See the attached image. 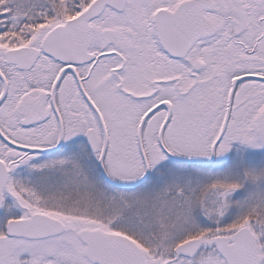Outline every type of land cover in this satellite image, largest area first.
<instances>
[{"label":"rangeland","instance_id":"1","mask_svg":"<svg viewBox=\"0 0 264 264\" xmlns=\"http://www.w3.org/2000/svg\"><path fill=\"white\" fill-rule=\"evenodd\" d=\"M88 1L79 0L76 6L74 0H0V28L16 26L28 15L43 13L35 17L41 21L45 20L42 30H47L59 21L71 17L78 10L77 7H84ZM139 1L130 0L127 11L119 15H103L97 26L104 25L108 19L124 25L126 20L122 19L123 16L134 17L139 20L137 23H140L148 10H156L164 5L172 8L179 0ZM224 2L225 8L227 3L225 0ZM228 3L229 8L225 10L227 18L242 19L245 6L250 9L247 12L249 27L242 24L248 28L245 33L253 32L250 28H259V23L262 22L259 17L264 14V0H229ZM104 17L107 19L103 20ZM150 44L145 39L143 47L148 53ZM231 47L230 43L224 41L217 43L215 47H208V53H214L211 57L214 59L212 69L215 76L208 77L206 89L209 94L213 91L219 96L217 103L223 102L227 78L235 71V67H232L233 58L229 55ZM262 47L264 48V44ZM235 54H238V51ZM263 57L262 52L248 65H259ZM248 70L259 72L252 66L248 67ZM97 79L100 80L97 82L100 85L95 91L101 89L102 95H108L110 89L106 74L98 71ZM234 104V122L219 144L217 163L210 169H194L165 158L157 151L156 142H146L144 145L152 162L151 177L142 187L126 192L101 183L96 185L92 174L80 175L82 169H72L69 167V159L64 158L61 165L49 168H63L59 173L32 174V182L46 185L43 188L46 195L44 201L35 205L44 210L68 213L66 216H60L48 212L67 221L71 229H74L72 232L82 226L103 227L101 223L113 231L132 229L130 232L140 237L138 239L153 264H161L173 257L175 242L191 233H197L201 242H207L215 235L229 237L240 225L258 228L261 235L259 240H262L259 252L264 259V153L257 149L262 146L253 133L256 114L264 104V82L241 81ZM178 109L180 110L177 113L181 114V119L178 121L175 118L168 125L165 133L167 144L180 156L189 157L192 154L206 157L210 141L206 137V126L196 121L195 116L199 113L194 115L195 111H192L194 120L186 126L183 117L186 109L183 103H179ZM106 112L111 115V111ZM159 125L160 120L151 128V132L155 131L156 134ZM131 126L128 127L129 131L136 128V125ZM117 145H121L118 153L109 158V162L115 164L110 170V176L121 181L137 178L142 174L143 166L136 143L128 140ZM256 158H259L260 162H254L258 161L254 160ZM246 160L254 164H248ZM92 184H95V187ZM7 213H11V208H7ZM214 228L217 229L216 232ZM5 237L3 232L0 233V264H88L83 259L81 245L76 240L71 242L74 236L70 233L65 239L60 238V242L51 240L48 242L49 246L43 250H39L37 243L23 239L5 240ZM166 264L222 262L207 248L200 250L194 260L179 259L177 262Z\"/></svg>","mask_w":264,"mask_h":264},{"label":"flooded vegetation","instance_id":"2","mask_svg":"<svg viewBox=\"0 0 264 264\" xmlns=\"http://www.w3.org/2000/svg\"><path fill=\"white\" fill-rule=\"evenodd\" d=\"M228 1L226 5L229 8ZM222 6H225L224 0ZM150 10L140 23L134 17L123 16L126 24L119 25L104 17L106 23L97 26L103 15H119L114 9L106 8L91 21L93 40L89 51L92 56L83 63L67 64L42 53L32 65L19 69L6 62L0 47V97L4 94L0 101V160L5 164L0 166L3 196L0 233H5L6 223L11 219L27 217L34 212L46 213L35 205L44 201L46 195L43 188L46 185L32 182V174L59 173L63 168H49L61 165L65 157L74 161L69 165L72 169L76 170V165L77 168L87 166L91 174L95 152L90 149L85 137L92 128L98 127L96 130L102 143L104 137L100 126L106 127L107 155L112 142L137 141V136L128 127H138L141 117L148 110L158 101L167 99L172 106L170 121L175 118L180 121L181 114L177 112L180 110L179 103H183L186 109L184 125L194 120L192 111H195L194 115L199 113L195 116L196 121L206 126V137L212 143L222 126L225 107L223 102L217 103L219 96L215 92L210 91L209 94L206 89L208 77L215 76L212 69L214 59L211 57L214 53H208L209 46L215 47L222 41L230 43L229 55L233 58L232 67H235L229 75L231 78L252 72L248 70L250 66L264 73V59L257 66L248 65L258 54L264 53V14L259 17L262 20L259 28H250L253 31L250 33H245L248 28L243 26L250 25L247 13L250 9L247 6L242 19L227 18L219 6L217 10L202 13L199 18L195 16L194 25L203 20L201 16L210 18L215 26L214 33L197 40L184 56L171 57L157 44L152 25L155 8ZM105 29L116 32L113 39L103 36ZM145 39L151 43L150 53L143 47ZM27 41L31 46L38 47L40 44L39 39L28 38ZM235 49L238 54H235ZM240 65L243 66L238 67ZM98 71L106 74L109 81L108 95H102L101 89L95 91L100 85L97 83L100 80H96ZM227 90L225 88L223 101L227 99ZM95 107L102 120L96 117ZM34 108L37 113H33ZM106 111H111V115ZM235 111L233 99L221 140L234 122ZM165 116V109H159L146 119L142 137L144 143L158 142L159 137L155 131L151 132V128L157 121L161 123ZM61 136V142L54 149ZM17 145L43 151H25ZM7 208H11L10 214H6ZM36 242L39 250H43L42 241Z\"/></svg>","mask_w":264,"mask_h":264},{"label":"water","instance_id":"3","mask_svg":"<svg viewBox=\"0 0 264 264\" xmlns=\"http://www.w3.org/2000/svg\"><path fill=\"white\" fill-rule=\"evenodd\" d=\"M126 0H95L84 12L74 19L68 20L64 25L57 26L50 31L42 41L41 48L46 53L55 58L65 57L66 61H84L87 48L91 42V27L89 20L99 15L106 5H111L116 9H123ZM214 7V0H184L180 2L174 11L169 9H158L155 12V31L161 46L174 56H183L185 51L202 36H209L214 32V26L210 19L199 20L194 25L195 16L203 13V10L211 11ZM111 31H106L109 33ZM189 37V38H188ZM77 38L76 41H72ZM80 54L75 51L78 47ZM39 50L22 47L16 50L6 51L8 59L19 61L33 54L34 58L38 56ZM264 80V76L246 74L236 77L232 80V85L228 98V109L234 93L236 84L241 79ZM165 106L168 110L160 132L159 142L164 152L171 158L182 162H192L201 164H210L215 155L216 146L224 132L228 114L225 117L224 125L217 139L212 144L211 158L201 160L194 158H184L171 153L163 144V130L169 119L171 105L169 102H162L150 109L138 127V141L141 155L145 165L144 174L135 182L122 183L109 177L103 167L102 157L100 158V167L104 178L111 184L118 187H136L141 184L149 174V164L143 150L141 142L142 127L147 116L155 109ZM228 113V112H227ZM259 129L264 138V109L259 118ZM93 132V131H92ZM93 149L98 150L99 138L97 134L90 133L86 136ZM1 206V196H0ZM65 230L64 223L54 217L42 213H35L26 219L12 220L8 223L7 234L9 236H19L28 239H40L57 235ZM78 237L85 244V256L94 264H147V258L144 251L130 238L114 233H108L100 229H83L79 231ZM211 244L215 246L218 253L222 256L226 264H260V255L257 250L256 236L247 227L237 230L231 237V242L226 237L217 236L213 238ZM198 241L191 239L179 244L175 248V253L187 257H193L197 252Z\"/></svg>","mask_w":264,"mask_h":264},{"label":"trees","instance_id":"4","mask_svg":"<svg viewBox=\"0 0 264 264\" xmlns=\"http://www.w3.org/2000/svg\"><path fill=\"white\" fill-rule=\"evenodd\" d=\"M249 217H250V215H249ZM249 217H248V218H249ZM240 223H241V222H240ZM216 230H217V229H216V228H214V232H216ZM191 235H194V234H189V235H187V236H185V237L181 238V240H182V239H185V238H187V237H189V236H191ZM263 260H264V259H263Z\"/></svg>","mask_w":264,"mask_h":264}]
</instances>
